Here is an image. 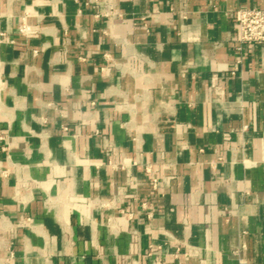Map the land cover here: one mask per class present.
<instances>
[{
  "label": "crops",
  "instance_id": "obj_1",
  "mask_svg": "<svg viewBox=\"0 0 264 264\" xmlns=\"http://www.w3.org/2000/svg\"><path fill=\"white\" fill-rule=\"evenodd\" d=\"M244 8L0 0V264H264Z\"/></svg>",
  "mask_w": 264,
  "mask_h": 264
},
{
  "label": "built area",
  "instance_id": "obj_2",
  "mask_svg": "<svg viewBox=\"0 0 264 264\" xmlns=\"http://www.w3.org/2000/svg\"><path fill=\"white\" fill-rule=\"evenodd\" d=\"M237 48L264 44V8H244L235 16ZM24 30V27L20 29ZM155 182V179H153Z\"/></svg>",
  "mask_w": 264,
  "mask_h": 264
}]
</instances>
